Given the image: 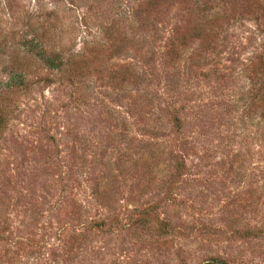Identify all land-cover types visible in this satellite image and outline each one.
Returning <instances> with one entry per match:
<instances>
[{"label":"rangeland","instance_id":"374dc122","mask_svg":"<svg viewBox=\"0 0 264 264\" xmlns=\"http://www.w3.org/2000/svg\"><path fill=\"white\" fill-rule=\"evenodd\" d=\"M0 111V264H264V0H0Z\"/></svg>","mask_w":264,"mask_h":264},{"label":"trees","instance_id":"16d2710c","mask_svg":"<svg viewBox=\"0 0 264 264\" xmlns=\"http://www.w3.org/2000/svg\"><path fill=\"white\" fill-rule=\"evenodd\" d=\"M41 46H39V44H35V40L32 39V43H30V45L28 46V49H31L32 51L37 50L36 54L46 68L61 70L63 68V59L57 54H51L52 52L50 53L49 50H47V49L43 48V46L42 47ZM10 81H11V83L8 86L9 87H12V86L15 87V86L22 83L23 76L18 75V74H13L10 77ZM176 121H177V119H176ZM3 124H4L3 114H2V111H0V129H2V127L4 126ZM142 214L145 216L147 215L146 212H143ZM140 223L142 225H145L148 223V221L142 220V221H140ZM203 264H226V263L222 260H218V259L213 258V259L206 261Z\"/></svg>","mask_w":264,"mask_h":264}]
</instances>
